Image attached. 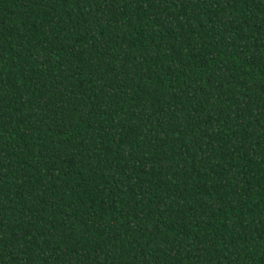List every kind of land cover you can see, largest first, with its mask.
<instances>
[{
    "label": "trees",
    "instance_id": "trees-1",
    "mask_svg": "<svg viewBox=\"0 0 264 264\" xmlns=\"http://www.w3.org/2000/svg\"><path fill=\"white\" fill-rule=\"evenodd\" d=\"M0 264H264V0H0Z\"/></svg>",
    "mask_w": 264,
    "mask_h": 264
}]
</instances>
